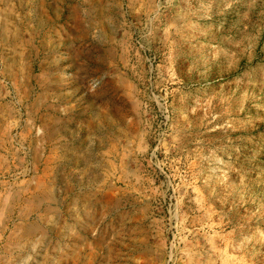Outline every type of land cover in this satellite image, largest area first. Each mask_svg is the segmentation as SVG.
I'll use <instances>...</instances> for the list:
<instances>
[{
    "label": "rangeland",
    "instance_id": "1",
    "mask_svg": "<svg viewBox=\"0 0 264 264\" xmlns=\"http://www.w3.org/2000/svg\"><path fill=\"white\" fill-rule=\"evenodd\" d=\"M0 264H264V0H0Z\"/></svg>",
    "mask_w": 264,
    "mask_h": 264
}]
</instances>
